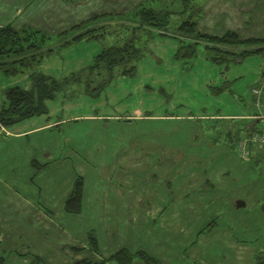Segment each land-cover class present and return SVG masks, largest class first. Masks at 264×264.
I'll use <instances>...</instances> for the list:
<instances>
[{
    "label": "rangeland",
    "instance_id": "obj_1",
    "mask_svg": "<svg viewBox=\"0 0 264 264\" xmlns=\"http://www.w3.org/2000/svg\"><path fill=\"white\" fill-rule=\"evenodd\" d=\"M161 1L164 8L173 12L169 23L176 26L183 18L179 14L180 0ZM205 1L207 3L204 4ZM252 1L200 0L204 10L198 22L200 19L211 20L225 12L229 16L228 21L232 20L234 24V17H239V8L244 7L245 2L253 6ZM76 2L77 0H55L57 6L51 7L53 18L49 29L40 27L49 35L44 45L50 52L43 55L38 63L30 61L26 65H21L13 61L16 60L15 56L0 58V105L5 102L4 92L8 87L30 86L31 73L45 74L56 80L65 78L69 80L55 91L52 99L46 100L48 114L34 115L24 120L25 124H21L26 125L25 128L49 124L48 128L21 137L14 136L13 124L5 129L3 127L0 131V218L2 216L8 218L6 224L3 222L1 225L2 231L0 229L1 235L6 233L3 238L0 237V264H61L53 259L56 253L61 252H53L50 262L37 260L40 253L34 245L39 238L44 246L52 241V245H61L57 239V232L53 230L59 229L60 226L67 231L73 230L74 235L71 239L74 242L84 241L86 245L85 233L92 231L96 235L97 243L99 241L102 245L106 239L104 226L113 223L116 234L110 247L114 252L120 248L119 246L128 244L127 237L122 235L119 226L124 216L128 213L131 216L136 209L132 204L139 200L142 202L141 206L147 208L146 221L139 225V238L141 236L140 240L149 246L150 254L154 255L152 257L157 259L158 264H255L254 260L258 253L264 257L262 209L264 203L256 205L249 203L242 191L248 187L252 195H256L259 192L257 185H253L252 188L242 185L240 192L243 195L231 199L229 210L219 201L221 197L215 198L216 194L210 193L214 191L205 186V177L207 178L208 174L206 176L202 170L211 165V162L213 164V161H216L214 167L218 170V167L224 164L221 161L223 156L216 155L212 148L207 147L208 142L206 139L204 142L202 137L201 140H194L193 134L188 138L183 137L187 129L191 132L190 125L195 119L183 120L170 127L169 123L163 120L155 122L142 120L120 126H112L111 122L96 118L73 121V117L80 113L82 115L101 112L100 109L95 111L94 99L105 87L106 78L103 72L97 70L88 73L87 68L93 62V55L100 47L113 43L120 44L123 39L130 38L132 33L131 29L121 23L127 25L128 22L118 23L108 15L109 13L103 14L94 10H91L83 20L64 25L62 30H53L52 28H58L59 25L56 24V18L68 19L78 16L79 9L73 4ZM87 19L84 28L74 26ZM87 26H103L93 33H102L103 36L97 38L89 36L70 41L74 34L82 32ZM63 30L68 31L57 36ZM151 31L153 39L156 37L155 30ZM143 34L145 32L137 31L134 36L135 43L143 45L144 49L146 36L142 37ZM169 56L168 53L165 54V58L171 60ZM244 59L241 67L242 76L237 80L239 83L237 82L235 89H239L238 95L248 103L251 94L249 85L253 81L251 75L264 70V51L247 55ZM173 60L180 65V72L185 73L193 62L192 59L185 65L183 58L173 57ZM223 66L220 65L221 68ZM80 72L82 75L78 76ZM56 75L61 78H57ZM73 76L76 77L74 81L71 79ZM129 78L131 82L136 80L137 73ZM110 86L107 85L104 90ZM154 91L152 103L159 100L161 104H155L153 111L169 109V105L172 104L171 98L166 100L158 88ZM158 93L164 98L163 103L160 96L155 99ZM232 101L234 102L218 103L222 113L232 111L236 115L250 114L248 105L243 101L242 104H237V100ZM37 148L40 149L41 155L33 151ZM204 148L206 153L212 152L213 161L205 159ZM30 151H33V154L30 155ZM234 157L238 159V165L233 170H240L241 165L250 166L249 152L246 159L236 154ZM26 158L28 162L23 164L27 161ZM253 164V169L251 167L249 169L259 176L261 169L257 167L258 164L255 165L256 162ZM75 174L84 176L85 196L83 194L81 213L70 215L55 209L54 212L47 214L49 219L46 225L42 220L36 221L34 219L36 215L26 213V206H44L45 201L52 206L50 199L53 202L58 200V203H53L56 207L62 206ZM253 179L255 180V176ZM95 180L100 181L98 186L94 185L98 182ZM93 189L117 191L116 196H109L113 202L109 210L113 211L105 216L101 215L103 220L98 219L100 212L97 205L93 206L96 211L93 215L88 208ZM122 189L125 192H118ZM176 197L180 201L174 204V213L170 215L171 201ZM119 198L129 200V209L132 212H127V215L122 210L116 212L121 207L117 204ZM14 199L18 205H9V200ZM24 199L30 201L27 203ZM236 199L243 201V207H234L233 201ZM176 213L180 215L181 229L170 226ZM205 225H208L209 229L198 233ZM191 245H194L193 249H190ZM156 248L160 254L154 252ZM22 259H26L27 263L22 262ZM134 259L143 262L137 257ZM107 263L115 264L114 261Z\"/></svg>",
    "mask_w": 264,
    "mask_h": 264
},
{
    "label": "crops",
    "instance_id": "obj_2",
    "mask_svg": "<svg viewBox=\"0 0 264 264\" xmlns=\"http://www.w3.org/2000/svg\"><path fill=\"white\" fill-rule=\"evenodd\" d=\"M140 2L141 0H77V2L73 4L78 7L81 14L78 12L77 17H69L68 19L61 17L56 18V24H59L58 28L52 29L62 30L64 25L66 26L68 24L83 20L86 16H88V14L91 13V10L103 14L109 13L119 15L128 12ZM205 3H207V1H205L204 4ZM252 4L253 6H250L247 5V2H245L244 7L239 8V17H234L233 19V22L236 24H233L232 20L229 22L228 14L223 12V14L211 18V20L200 19L197 24V30L199 32L201 31L209 34L220 35L223 33V30L231 29L238 32L239 37L242 39H247L249 37L258 38L264 34V0H253ZM56 6L55 0H0V26H4L5 24L9 23L15 29L21 26H32L39 29L42 27L43 29H49L51 20L53 18L51 17V7ZM203 7L204 6H202L201 3L202 11L204 10ZM154 35H156L155 38L152 39L151 36L149 39L145 40L144 51L146 52H144V56H141L139 58L140 60L136 64V80L134 79L131 82L129 77H121L119 75L120 71L115 69L112 71V75L115 77L112 76L110 80L104 82L105 87L107 85L111 86L107 90H104L105 87L102 88L97 94L98 96L94 99L96 103L94 106L95 111L100 109L101 112L97 114H92L89 112L82 115L80 113L78 116L73 117V121L78 122V119L96 118L98 120H104L107 122L109 121L111 122L112 126H120L121 124L124 125V123L132 124L142 120H147L150 122H155V120H163L164 122L169 123L168 127H170V125H174L175 123L179 122L181 123L183 120L193 121V119H195V122L190 125L191 128L189 130H191V132H188L187 129L183 137L188 138L190 134H192L193 130H195L196 138H193L194 140H201L202 137L203 141L206 142L204 140L206 139L208 142L206 143V145H208L207 147L212 148L216 155L223 156L222 158L221 156L219 157L222 159L221 161H223L224 164L218 167L217 170V168L214 167L216 161H213L212 159V152L206 153V148L203 150L204 154L206 155L205 159L207 161H213V164L211 162V165L202 170L206 176L208 174L207 178L205 177V186L208 187V189L214 191L210 193H215V198L221 197L219 201L222 203V205L227 207V210L230 209L229 203L231 202V199L233 197H240L243 195V193V196L249 201V203L255 205L264 203V144L262 145L252 141L249 142L248 138H242L245 139V146L248 147L249 151V167L253 169L252 165H254L253 163L256 162L255 165L258 164L257 167L261 169L259 170V177L257 173H252L249 167H246V165H241L240 170H233L236 168V165H238V159L235 158L236 156L234 157L235 154L238 155L237 147L234 145V148H231L230 146L233 144V142L231 143L230 141H226L227 136H225L227 132L233 133L236 130H238V135H242L244 130L246 132H250L252 127H258L259 123L257 122L255 116L258 113H261L264 108V70L260 72H254L251 75L253 80L249 85L251 94L250 98L248 99L249 102L245 103V100L240 98L238 95V93H240L239 89H235L238 82L237 80L242 76L241 67L244 64L245 59L236 60L234 63H227L225 66H223V68H221L220 65L211 63L201 52V54H196V57L193 59V62L190 65V69L186 71L187 73L184 71L180 72V65H178V63L173 60L174 53L178 48L176 36L158 35L156 33ZM101 48L103 47H100L98 52L101 50ZM98 52L96 54H98ZM167 53L170 55L169 58H171V60L165 58V54ZM95 55H93V57ZM46 64L48 65V63ZM45 72L48 73L47 71ZM57 78L61 77L58 76ZM115 78L117 79V83H115ZM259 83H262L261 94L257 97L251 92V89L252 87H258L260 85ZM215 87H221V89L217 91L214 89ZM21 88L30 89L31 87L29 86L28 88ZM157 88L160 89L162 92L161 95L165 96L166 100L171 98L172 104L169 105V109L160 110L158 112L153 111L155 104H161L159 100L156 103H152L154 99L152 94L155 93L154 90H157ZM150 93L151 95H149ZM235 94L237 95L236 97ZM161 95L158 93L157 96H155V99H158L160 96L163 103L164 98ZM232 100H237V104H242L243 101L244 104L248 105L250 114L236 115L232 111L222 113L218 103H227V101L229 103H233L234 101ZM45 109L46 112L43 114H48L46 105ZM28 118H24L21 119V121L13 123V125H15L13 128L15 137H21L27 133L33 134L40 131V129L44 130L45 128L49 127V124H44L40 127L34 126L32 128H25L26 125L21 124H25L24 122L26 121L24 120H27ZM243 123L244 125L242 127L241 124ZM208 125H214L216 127L215 130L206 129L208 128ZM2 128L3 127H0V131ZM3 129H5V127ZM218 130L220 131V133H218L219 139L217 142H213L212 137H215ZM33 151H37L38 154L41 155L39 148ZM33 151H30V155L33 154ZM14 154L18 155L17 153ZM27 162L28 159L27 161L23 162V164H26ZM223 174L225 177H222ZM253 176H255V180H252ZM95 181H98V184L94 183V185L98 186L100 181ZM242 185L249 186L250 188H252L253 185H257L259 192L256 195H252V192H250V189L247 187L245 191H242V193L240 192ZM70 189L71 188H69V191ZM118 192L125 191L122 189ZM83 194L85 196V190ZM95 194H97V196ZM111 195L116 196L117 191H107V189H93L91 195L92 200H90L88 205L89 210H91V215L95 214L96 212L93 208L94 205H97L100 212V217H98V219L103 220L104 218L101 215L105 216V214L108 212L112 213L113 210H109L111 204L113 203L109 198ZM82 198L84 197L82 196ZM119 199L120 201L117 204L121 207L118 208L116 212L120 210L124 211L125 214L127 212H132L131 209H129V200H124L122 198ZM24 200L27 203L30 201L28 199ZM50 200L52 202V206L47 204L46 201L44 206H26V213L36 215L34 219L36 221L42 220L46 225V222L49 219V216L47 215L48 213H51L52 211L54 212L55 209L58 210V212L63 211L61 206L56 207L53 204L58 203V200L56 202H53L52 199ZM179 201L180 200H178L177 197L173 198V201H171L172 209L170 211V215H173L174 213V204L179 203ZM9 202V205H18L16 199L13 201L9 200ZM141 204L142 202L140 200L139 202L132 204L136 209H134L133 213H131V216L130 213H128V215L126 214L127 216L122 218L119 228L122 232V235L127 237L128 244L119 247H123L129 252L144 250L147 254L154 256L150 254L149 246L140 240L141 236L139 238V225L140 223L146 221L145 217L147 216V208H145V206L142 207ZM262 209L264 210V208ZM142 210L143 212H141ZM177 213L175 214L176 217H172L170 226L173 228L177 226L181 229V226H179L180 215ZM183 213L184 211H182V214ZM128 216L132 218L129 219ZM7 220L8 218L4 216L0 218L1 231L2 223L4 222V224H6L5 222ZM48 227L51 228V225L48 224ZM92 228L94 231L95 228L93 226V222ZM53 230L57 232V239L60 240L61 245H52V241L49 242L48 245L44 246L41 238L37 239V241L34 243L35 247L38 248L40 253V255L36 258L37 260H48V262H50V257L53 252H61L60 254L56 253L55 256H53L54 261L57 263L61 262V264H73L75 260L83 259L84 257L92 260L107 259L108 255L113 253L110 247L112 245L113 237L116 234V232L113 230V223L104 226L106 239L102 245L98 241V250L95 253L91 252L88 246L84 245V241L83 243L74 242L71 239L74 235L73 230L67 231L61 226L59 229L54 228ZM4 235H6V233H3L2 235L0 234V237L3 238ZM64 239L66 240L64 241ZM193 246L194 245H191L190 249H193ZM157 249L158 248L154 249V252L160 254L157 252ZM44 253H46V255H44ZM22 262L27 263V260L22 259ZM107 262L105 264H108ZM131 264L144 263L137 262L134 259Z\"/></svg>",
    "mask_w": 264,
    "mask_h": 264
},
{
    "label": "trees",
    "instance_id": "obj_3",
    "mask_svg": "<svg viewBox=\"0 0 264 264\" xmlns=\"http://www.w3.org/2000/svg\"><path fill=\"white\" fill-rule=\"evenodd\" d=\"M201 3L200 0H180L179 14L183 18L176 26L169 23L170 15L173 12L164 8L160 0H141L140 3L126 13L108 14L118 23L121 21L128 22L127 25L123 22L122 24L131 29V37L123 39L120 44L113 43L101 48L98 54L92 58L93 62L87 68L88 73L91 74L92 70L103 72L106 76L105 81H107L113 76L112 71L118 69L117 71H120L119 75L121 77H133L137 73L136 64L144 52L143 45L135 43L136 36L134 35L137 31L145 32L141 36H146V39L152 36L151 30H155L158 35L176 36L178 48L174 53V57L176 59L183 58L182 61L185 65L194 59L197 53L201 54V52L211 63L225 66L227 63L236 62V60H243L247 55L264 51V34L258 38L242 39L239 37L238 32L231 29L223 30L220 35L199 32L197 24L202 13ZM87 21L88 19L74 26L84 28ZM101 27L103 26H87L82 32L74 34L70 41L88 38L89 36L102 37V33L93 34ZM68 30H63L57 36L63 35ZM48 38L49 35L46 32L31 26H21L17 29L9 23L0 26V58L15 56L16 60L13 61L21 65H26L30 61L38 63L43 55L50 52V49H45L44 45ZM81 75L80 72L78 76ZM29 79L31 82L30 89L13 86L5 90V102L0 105V127H8L21 121V119L43 114L46 112L44 102L47 99H52L55 91L69 81L67 78L56 80L40 73H31ZM71 79L74 81L76 77L73 76ZM102 83H100L101 86ZM214 89L218 91L221 87H215ZM241 125L243 127L244 123ZM215 128L214 125H209L206 129L215 130ZM258 129L259 125L257 128L252 127L251 131L249 130L250 132L244 130L242 135H238V130L233 133L227 132L225 135L227 136L226 141L233 142L230 147L234 148V145L240 139L249 138L251 133L258 131ZM218 133H220L219 130L216 132L215 137H212L213 142H217L219 139ZM192 134L195 139L196 131L194 130ZM83 185L84 176L75 174L70 186L71 189L62 202L63 212L70 215L81 213ZM208 229L209 226L205 225L200 228L198 233ZM85 234L86 245L91 252L95 253L98 250L96 235L92 231ZM136 257L144 264H158L155 257L146 254L143 250L129 252L123 247L108 255L107 259L92 260L84 257L75 260L73 264H105L107 261H114L115 264H131ZM254 261L255 264H264V257L261 256V253H258Z\"/></svg>",
    "mask_w": 264,
    "mask_h": 264
},
{
    "label": "built area",
    "instance_id": "obj_4",
    "mask_svg": "<svg viewBox=\"0 0 264 264\" xmlns=\"http://www.w3.org/2000/svg\"><path fill=\"white\" fill-rule=\"evenodd\" d=\"M263 81V80H262ZM264 83V82H263ZM260 84V83H259ZM261 85L258 87H252L251 92L256 95L257 97L260 96L261 94ZM257 122L259 123V129L256 132L251 133L250 137L248 138L249 142H254V143H259V144H264V108L261 113H258L256 116ZM245 139L240 140L237 144V152H238V157L246 159L248 155V149L247 146H245Z\"/></svg>",
    "mask_w": 264,
    "mask_h": 264
},
{
    "label": "water",
    "instance_id": "obj_5",
    "mask_svg": "<svg viewBox=\"0 0 264 264\" xmlns=\"http://www.w3.org/2000/svg\"><path fill=\"white\" fill-rule=\"evenodd\" d=\"M233 204H234V207L235 208H241V207H243V201H241V200H239V199H236V200H234L233 201Z\"/></svg>",
    "mask_w": 264,
    "mask_h": 264
}]
</instances>
